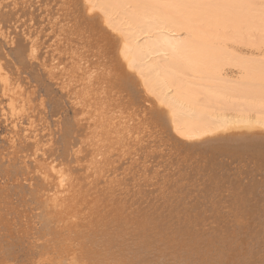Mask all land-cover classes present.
Segmentation results:
<instances>
[{
  "label": "bare ground",
  "instance_id": "6f19581e",
  "mask_svg": "<svg viewBox=\"0 0 264 264\" xmlns=\"http://www.w3.org/2000/svg\"><path fill=\"white\" fill-rule=\"evenodd\" d=\"M256 45L264 0H0V264H264Z\"/></svg>",
  "mask_w": 264,
  "mask_h": 264
},
{
  "label": "rangeland",
  "instance_id": "374dc122",
  "mask_svg": "<svg viewBox=\"0 0 264 264\" xmlns=\"http://www.w3.org/2000/svg\"><path fill=\"white\" fill-rule=\"evenodd\" d=\"M254 51H258L261 50L264 52V45H256L255 47H253ZM244 53V52H243Z\"/></svg>",
  "mask_w": 264,
  "mask_h": 264
}]
</instances>
